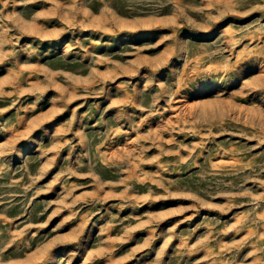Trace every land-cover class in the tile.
<instances>
[{"label":"rangeland","instance_id":"obj_1","mask_svg":"<svg viewBox=\"0 0 264 264\" xmlns=\"http://www.w3.org/2000/svg\"><path fill=\"white\" fill-rule=\"evenodd\" d=\"M0 264H264V0H0Z\"/></svg>","mask_w":264,"mask_h":264},{"label":"bare ground","instance_id":"obj_2","mask_svg":"<svg viewBox=\"0 0 264 264\" xmlns=\"http://www.w3.org/2000/svg\"><path fill=\"white\" fill-rule=\"evenodd\" d=\"M184 58H185V54H184V52H182V53L180 54L179 60H182V59H184Z\"/></svg>","mask_w":264,"mask_h":264}]
</instances>
